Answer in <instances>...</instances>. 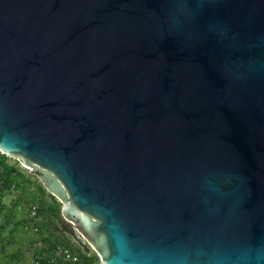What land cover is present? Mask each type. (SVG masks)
Segmentation results:
<instances>
[{
  "label": "water",
  "instance_id": "1",
  "mask_svg": "<svg viewBox=\"0 0 264 264\" xmlns=\"http://www.w3.org/2000/svg\"><path fill=\"white\" fill-rule=\"evenodd\" d=\"M0 152L102 264H264V0H0Z\"/></svg>",
  "mask_w": 264,
  "mask_h": 264
},
{
  "label": "rangeland",
  "instance_id": "2",
  "mask_svg": "<svg viewBox=\"0 0 264 264\" xmlns=\"http://www.w3.org/2000/svg\"><path fill=\"white\" fill-rule=\"evenodd\" d=\"M7 162L15 166L19 173L15 175L18 186L11 188H15L13 192L6 190L3 194L4 208L0 212V264H33L34 254L42 252L48 246L45 242L47 231L53 232L54 227L58 226L63 239L68 240L74 248L84 250L87 242L71 224L64 221L57 223V226L53 222L51 224L44 214L34 216L33 210L30 212L32 207H38L35 199L43 184L19 159L7 157ZM48 194H44V199L46 203L52 204ZM88 247L93 251L89 245Z\"/></svg>",
  "mask_w": 264,
  "mask_h": 264
},
{
  "label": "trees",
  "instance_id": "3",
  "mask_svg": "<svg viewBox=\"0 0 264 264\" xmlns=\"http://www.w3.org/2000/svg\"><path fill=\"white\" fill-rule=\"evenodd\" d=\"M19 173L17 168L13 165H10L7 162V156L0 153V212L3 211L4 205H3V194L6 192V190L13 192V189H11L13 186L15 188L18 186L16 183V177L15 175ZM32 175V174H31ZM47 193V190L43 185L39 187L38 189V195L36 196L35 201L37 202L38 207H32L30 209V212L33 210L35 211V215L44 214L43 216L46 217L47 220L57 225V223H63V217L61 214V204L58 202V200L53 197L51 194H48L52 199V204L46 203L44 199V194ZM32 211V214H33ZM53 224V227H54ZM58 226V225H57ZM2 229V227H0ZM58 227H54L53 232L47 231V236L45 237V242L48 244L47 247H45L42 252H36L34 254V262L40 261L41 264H50L49 260L54 255V249L57 246H62L64 248L70 249L72 252L76 253L79 256V261L76 263L71 262H64L63 260L56 258L54 263L51 264H101L100 258L94 251H90L88 245L85 243L86 248L83 249H76L74 248L70 242L66 239L62 238V232L59 230ZM60 233V234H59ZM48 251L47 253H45ZM50 253V254H48ZM48 254V255H47Z\"/></svg>",
  "mask_w": 264,
  "mask_h": 264
},
{
  "label": "built area",
  "instance_id": "4",
  "mask_svg": "<svg viewBox=\"0 0 264 264\" xmlns=\"http://www.w3.org/2000/svg\"><path fill=\"white\" fill-rule=\"evenodd\" d=\"M1 153V152H0ZM2 154V153H1ZM23 165V164H22ZM24 166V165H23ZM25 167V166H24ZM15 189V188H14ZM13 189V190H14ZM35 215V213H33ZM59 258L61 260H63L64 262H71V263H76L78 262L79 256L72 252L70 249L64 248L62 246H57L54 249V255L52 256V258L49 260L50 264L54 263L55 259ZM35 264H41L40 261H36ZM102 264V263H101Z\"/></svg>",
  "mask_w": 264,
  "mask_h": 264
}]
</instances>
